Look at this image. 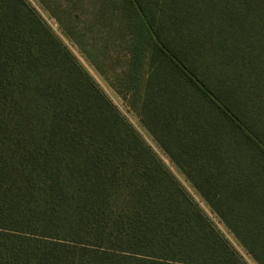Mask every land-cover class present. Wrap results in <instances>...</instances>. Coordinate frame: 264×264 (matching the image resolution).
Instances as JSON below:
<instances>
[{
	"label": "trees",
	"instance_id": "trees-1",
	"mask_svg": "<svg viewBox=\"0 0 264 264\" xmlns=\"http://www.w3.org/2000/svg\"><path fill=\"white\" fill-rule=\"evenodd\" d=\"M37 1L264 264V0ZM0 264H248L29 0H0Z\"/></svg>",
	"mask_w": 264,
	"mask_h": 264
},
{
	"label": "rangeland",
	"instance_id": "rangeland-1",
	"mask_svg": "<svg viewBox=\"0 0 264 264\" xmlns=\"http://www.w3.org/2000/svg\"><path fill=\"white\" fill-rule=\"evenodd\" d=\"M32 5L40 12L45 21L50 25L54 32L59 36L62 42L68 47L71 53L76 57L80 65L87 71V73L93 78L98 86L104 91L108 98L114 103L118 110L126 117L129 123L135 128L140 136L147 142V144L155 151L164 164L169 168L176 179L186 189V191L194 198V200L200 204L202 209L215 221L218 228L222 231L225 237L231 242L236 251L244 258L248 264H256L247 252L240 246L230 231L221 223L219 218L212 212V209L208 206L207 202L193 187L192 183L187 177L180 171V169L172 162L168 155L158 145L151 133L142 124L139 112L135 109L133 99L131 96L125 97L120 94L116 87L115 74L111 70H107L105 73L99 72L96 67L89 61L82 50L64 33L57 21L51 17L47 10L37 1L29 0ZM77 11V8L76 10ZM118 68V67H117Z\"/></svg>",
	"mask_w": 264,
	"mask_h": 264
}]
</instances>
